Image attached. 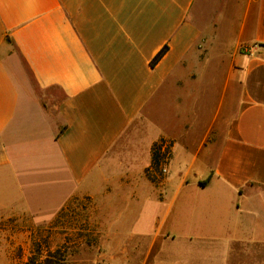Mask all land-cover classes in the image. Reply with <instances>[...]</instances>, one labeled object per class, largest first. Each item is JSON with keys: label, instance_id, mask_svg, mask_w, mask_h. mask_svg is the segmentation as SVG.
<instances>
[{"label": "crops", "instance_id": "crops-1", "mask_svg": "<svg viewBox=\"0 0 264 264\" xmlns=\"http://www.w3.org/2000/svg\"><path fill=\"white\" fill-rule=\"evenodd\" d=\"M37 224L83 263L264 264V0H0L1 240Z\"/></svg>", "mask_w": 264, "mask_h": 264}, {"label": "rangeland", "instance_id": "rangeland-1", "mask_svg": "<svg viewBox=\"0 0 264 264\" xmlns=\"http://www.w3.org/2000/svg\"><path fill=\"white\" fill-rule=\"evenodd\" d=\"M160 146L158 143L155 144V147ZM171 153L170 147L168 150ZM160 163L164 154L160 152ZM171 155V154H170ZM71 223H74L76 220H69ZM81 221V220H79ZM4 225V224H3ZM11 227L15 224H5ZM19 228L31 226L27 221H23L18 224ZM16 226V227H18ZM37 229L35 233L31 234L32 244L30 249L27 247V238L28 235L25 232H16L12 231L10 235H4V240H1L0 235V264H90L89 261H79L80 259H93L97 252L92 251L90 247L78 246L76 235L65 236L60 235L59 229H56L55 234L51 236L44 235L43 224H37ZM54 226H59V220L55 221ZM16 233V234H15ZM20 233V234H18ZM84 236V235H82ZM81 237V236H80ZM93 236H88V240L92 241ZM79 239V238H78ZM24 241V245L21 243ZM44 243L46 246L51 244V250L44 249ZM48 243V244H47Z\"/></svg>", "mask_w": 264, "mask_h": 264}, {"label": "built area", "instance_id": "built-area-1", "mask_svg": "<svg viewBox=\"0 0 264 264\" xmlns=\"http://www.w3.org/2000/svg\"><path fill=\"white\" fill-rule=\"evenodd\" d=\"M243 50H244V52L247 53V54H252L254 48L251 47V46H247V45H245V46H243ZM159 145H160V146H159V148H160V152L164 154V157L162 158V162L165 164V163L168 162V160H169V158H170V156H171V155H170L171 153H170L169 151H167L168 148L170 147V143L167 142L166 140H163L162 142H159ZM162 172H163V173H167V172H168V170H167V166H164V167H163Z\"/></svg>", "mask_w": 264, "mask_h": 264}, {"label": "trees", "instance_id": "trees-1", "mask_svg": "<svg viewBox=\"0 0 264 264\" xmlns=\"http://www.w3.org/2000/svg\"><path fill=\"white\" fill-rule=\"evenodd\" d=\"M167 46H165L157 55L156 57L154 58L153 60V64L157 63L162 57L163 55L166 53L167 51ZM160 154H159V146L153 147V167L155 169H158L159 168V164H160Z\"/></svg>", "mask_w": 264, "mask_h": 264}]
</instances>
